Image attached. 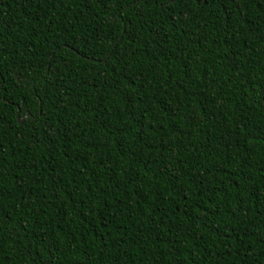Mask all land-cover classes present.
Instances as JSON below:
<instances>
[{
  "label": "trees",
  "instance_id": "trees-1",
  "mask_svg": "<svg viewBox=\"0 0 264 264\" xmlns=\"http://www.w3.org/2000/svg\"><path fill=\"white\" fill-rule=\"evenodd\" d=\"M0 72V264H264V0H0Z\"/></svg>",
  "mask_w": 264,
  "mask_h": 264
},
{
  "label": "snow or ice",
  "instance_id": "snow-or-ice-1",
  "mask_svg": "<svg viewBox=\"0 0 264 264\" xmlns=\"http://www.w3.org/2000/svg\"><path fill=\"white\" fill-rule=\"evenodd\" d=\"M143 3V0H129V3L135 7L136 3ZM177 0H154V3L160 5L161 7L167 8L169 7L171 4L176 3ZM13 75L16 77V86L17 87H24L27 85V81L26 78L24 76V72L23 70H18L16 72L13 73ZM4 73L0 72V104H3L5 102H7V100H11L14 99V97H11L9 95H7V88H6V81L4 80ZM21 111V114L23 115L24 121L27 122L31 119H38L39 118V113H37V115L35 117H33L28 111L27 109H21L19 110ZM51 247L55 248L56 247V243L55 242H51Z\"/></svg>",
  "mask_w": 264,
  "mask_h": 264
},
{
  "label": "water",
  "instance_id": "water-1",
  "mask_svg": "<svg viewBox=\"0 0 264 264\" xmlns=\"http://www.w3.org/2000/svg\"><path fill=\"white\" fill-rule=\"evenodd\" d=\"M19 121H21V119H19Z\"/></svg>",
  "mask_w": 264,
  "mask_h": 264
}]
</instances>
